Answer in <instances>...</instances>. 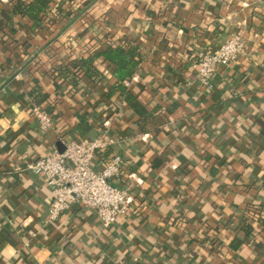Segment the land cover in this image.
Wrapping results in <instances>:
<instances>
[{"label": "crops", "instance_id": "1", "mask_svg": "<svg viewBox=\"0 0 264 264\" xmlns=\"http://www.w3.org/2000/svg\"><path fill=\"white\" fill-rule=\"evenodd\" d=\"M13 2L0 0V21L22 38L25 20L11 13ZM89 11L87 30L77 17L36 30L31 52L19 46L25 55L15 59L0 46V230L7 225L13 236L0 246V264H264L255 249L263 234L231 247L249 209L264 210V0H96ZM235 33L243 53L216 71L207 92L195 79V53ZM110 37L141 55L125 87L154 118L139 130L115 102L118 113L79 137L75 115L92 113L86 101L100 100L114 67L102 64L97 85L83 79L57 99L48 72L70 51L81 56ZM31 92L53 107L48 130L30 113ZM102 132L115 144L95 163L122 157L113 183L130 194L129 210L109 229L81 205L49 223L50 189L19 168L61 141Z\"/></svg>", "mask_w": 264, "mask_h": 264}, {"label": "trees", "instance_id": "2", "mask_svg": "<svg viewBox=\"0 0 264 264\" xmlns=\"http://www.w3.org/2000/svg\"><path fill=\"white\" fill-rule=\"evenodd\" d=\"M95 1L29 0L26 2L14 0L13 3H10L12 5L11 13L17 19L25 20L23 25L26 27V36L19 38L15 27L0 21V46L5 48L8 60H12L24 53L31 52L29 40L36 30L45 31L53 26L64 28L71 23L73 18L77 17L81 24L85 25V31L92 24V21L88 20L89 8ZM76 4L78 5L76 10H72ZM92 39L95 40V37ZM96 43L98 42L95 41ZM19 46L23 47L24 53H18ZM128 46L130 45L125 42L120 43L115 38L110 37L104 43L99 41L98 47L92 45L81 56H71L70 51V55L49 70V78L54 85L57 99L66 94L69 89L76 87L83 79L97 85L104 79L100 70L102 64L114 67L112 71L114 81L108 87L100 90V100L98 102L86 101L89 103L92 113H76V124L73 132L79 137L88 135L99 120H107L118 113L119 110L115 102H120L122 106L126 107V110H130L131 117L134 118V123L139 130H143L153 120V113L148 111L137 96L125 87V82L131 80L141 61V55L137 52V48ZM30 96L32 103L41 107L53 119V107L45 105L47 102L46 95L41 92L33 95L31 92ZM10 231L7 225L0 230V246L2 242H12L13 236ZM237 232L242 236V239L234 240L231 245L234 249L241 247L259 234L264 236V218L257 219L256 228L249 220L244 219ZM255 249L264 252V242L257 243ZM259 264H262V261Z\"/></svg>", "mask_w": 264, "mask_h": 264}, {"label": "built area", "instance_id": "3", "mask_svg": "<svg viewBox=\"0 0 264 264\" xmlns=\"http://www.w3.org/2000/svg\"><path fill=\"white\" fill-rule=\"evenodd\" d=\"M242 6H246V3H242ZM243 50L244 39L240 33L232 34L215 49L198 50L195 53V79L198 84L211 92L216 71L234 64ZM17 77L14 75V78ZM125 85H129V81ZM29 110L41 129L51 128L52 118L41 107L31 104ZM114 144V140L105 132L91 140L61 141L62 152L54 149L43 157L26 161L19 168L20 171L41 176L50 189L49 223H55L73 205L91 210L104 229L111 228L127 213L132 198L127 190L113 183L124 164L122 157L115 154L105 163H95L96 153ZM260 217L264 218V210L253 207L245 219L251 222Z\"/></svg>", "mask_w": 264, "mask_h": 264}, {"label": "water", "instance_id": "4", "mask_svg": "<svg viewBox=\"0 0 264 264\" xmlns=\"http://www.w3.org/2000/svg\"><path fill=\"white\" fill-rule=\"evenodd\" d=\"M57 150H58V152H62V150H63V147H62V145H60V143H57Z\"/></svg>", "mask_w": 264, "mask_h": 264}]
</instances>
